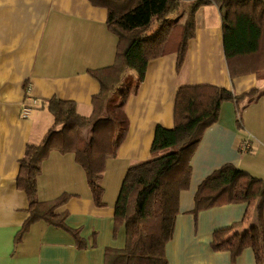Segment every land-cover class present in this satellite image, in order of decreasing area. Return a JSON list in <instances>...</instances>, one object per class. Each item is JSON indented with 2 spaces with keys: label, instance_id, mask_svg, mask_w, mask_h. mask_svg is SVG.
Masks as SVG:
<instances>
[{
  "label": "crops",
  "instance_id": "1",
  "mask_svg": "<svg viewBox=\"0 0 264 264\" xmlns=\"http://www.w3.org/2000/svg\"><path fill=\"white\" fill-rule=\"evenodd\" d=\"M206 1L194 13L195 35L187 43L180 70L175 54L151 60L138 89L127 98L125 137L116 155L106 159L99 179L102 204L92 198L74 155L50 151L41 166L37 196L41 202L67 196L57 212L65 213L68 229L36 222L15 243L26 222L0 226V264H104L108 249H122L125 231L123 226L114 229V206L125 173L131 165L151 158L157 127L173 128L178 89L202 85L235 95L254 90L262 94L238 104L222 103L218 121L204 130L190 159L189 186L179 194L165 257L168 264H256L253 248L247 246L232 256L212 249L211 241L217 230L232 236L258 227V201L194 212L198 186L223 165L231 164L264 181V77H230L220 10ZM181 15L184 22L186 8ZM106 21L107 10L88 0H0V183L9 194L17 188L27 145H40L54 124L48 100L71 102L80 116L92 115V98L100 86L90 71L111 66L116 53V38ZM127 73L136 80L134 71ZM24 107L30 108L26 118L22 117ZM245 141L249 148L242 152L239 144ZM25 198L29 215L26 194ZM262 215L264 219V204Z\"/></svg>",
  "mask_w": 264,
  "mask_h": 264
},
{
  "label": "trees",
  "instance_id": "2",
  "mask_svg": "<svg viewBox=\"0 0 264 264\" xmlns=\"http://www.w3.org/2000/svg\"><path fill=\"white\" fill-rule=\"evenodd\" d=\"M107 10V29L116 38L115 59L111 66L90 71L100 90L92 98V115L76 112L75 105L58 99L47 101L54 124L40 145H27L20 160L16 179L29 202V219L19 232L20 242L36 222L68 229L66 215L57 212L67 201L62 195L41 202L37 182L43 161L50 151L72 153L84 170L91 196L102 204L103 188L99 179L107 158L114 157L127 131L124 106L143 81L148 63L175 54L176 68L185 60L188 41L195 35L194 13L207 3L197 0L185 5L183 0H88ZM221 14L223 49L231 78L249 74L264 77V2L262 0H211ZM186 8V18L181 13ZM175 16L173 19L172 17ZM128 70L136 80L117 93L118 102L109 99L121 85ZM257 90L245 95L210 85L184 86L178 89L172 129L157 127L151 147V158L131 165L122 180L114 206V229L124 227L125 245L108 249L104 264H168L166 244L172 239L178 214L180 192L189 186L190 159L204 130L218 121L222 103L238 104L246 97L261 95ZM109 99V100H108ZM89 127L85 138L81 130ZM258 201V227L244 235L213 234L211 247L237 256L247 246L253 248L256 264H264V181L231 164L214 171L198 186L194 212L227 204ZM77 238V244H80Z\"/></svg>",
  "mask_w": 264,
  "mask_h": 264
},
{
  "label": "clouds",
  "instance_id": "3",
  "mask_svg": "<svg viewBox=\"0 0 264 264\" xmlns=\"http://www.w3.org/2000/svg\"><path fill=\"white\" fill-rule=\"evenodd\" d=\"M26 209L25 194L19 188L9 194L6 185L0 183V226H22L30 218Z\"/></svg>",
  "mask_w": 264,
  "mask_h": 264
},
{
  "label": "rangeland",
  "instance_id": "4",
  "mask_svg": "<svg viewBox=\"0 0 264 264\" xmlns=\"http://www.w3.org/2000/svg\"><path fill=\"white\" fill-rule=\"evenodd\" d=\"M173 18H174V17H172V19H173ZM132 81H133L132 76H131L129 73H126V74L124 75V77H123V80H122L121 85L116 89V91H115L114 93H112V94L110 95L109 99L112 100L113 102H114V101H115V102H118L119 100H118V98H117V93H118L119 91H121L122 88L124 89V88L127 86V84L130 83V82H132ZM123 89H122V90H123ZM109 99H108V100H109ZM239 108H240L239 113H241L242 106H240ZM80 135L83 136V137H85V138H88L89 135H90L89 127L84 128L83 130H81Z\"/></svg>",
  "mask_w": 264,
  "mask_h": 264
},
{
  "label": "built area",
  "instance_id": "5",
  "mask_svg": "<svg viewBox=\"0 0 264 264\" xmlns=\"http://www.w3.org/2000/svg\"><path fill=\"white\" fill-rule=\"evenodd\" d=\"M29 111H30V108H29V107H24L23 110H22V117H23V118H26L27 115L29 114ZM248 148H249V142H248V141L241 142V143L239 144V149H240L242 152H245Z\"/></svg>",
  "mask_w": 264,
  "mask_h": 264
}]
</instances>
